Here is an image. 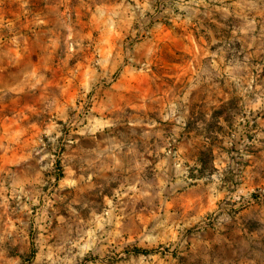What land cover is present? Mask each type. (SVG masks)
Listing matches in <instances>:
<instances>
[{"label":"rangeland","instance_id":"374dc122","mask_svg":"<svg viewBox=\"0 0 264 264\" xmlns=\"http://www.w3.org/2000/svg\"><path fill=\"white\" fill-rule=\"evenodd\" d=\"M264 0H0L1 264H264Z\"/></svg>","mask_w":264,"mask_h":264},{"label":"crops","instance_id":"0c3cea01","mask_svg":"<svg viewBox=\"0 0 264 264\" xmlns=\"http://www.w3.org/2000/svg\"><path fill=\"white\" fill-rule=\"evenodd\" d=\"M261 123V125L264 127V112H263V116H261L259 119H258V123ZM0 264H1V261H0Z\"/></svg>","mask_w":264,"mask_h":264}]
</instances>
